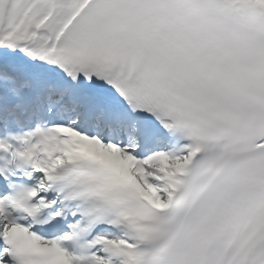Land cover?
<instances>
[{
	"label": "snow or ice",
	"instance_id": "obj_1",
	"mask_svg": "<svg viewBox=\"0 0 264 264\" xmlns=\"http://www.w3.org/2000/svg\"><path fill=\"white\" fill-rule=\"evenodd\" d=\"M0 264H264V0H0Z\"/></svg>",
	"mask_w": 264,
	"mask_h": 264
}]
</instances>
